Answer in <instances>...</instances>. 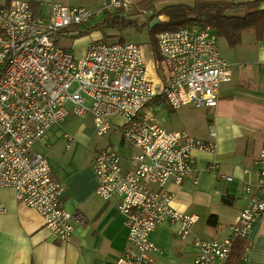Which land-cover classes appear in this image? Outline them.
Here are the masks:
<instances>
[{"label": "built area", "instance_id": "obj_1", "mask_svg": "<svg viewBox=\"0 0 264 264\" xmlns=\"http://www.w3.org/2000/svg\"><path fill=\"white\" fill-rule=\"evenodd\" d=\"M136 1L99 0L96 9L52 2L47 15L37 13L27 0L0 5V192L11 190L14 199L41 215L55 238L69 240L83 218L63 205L64 187L32 145L51 125L62 123L69 110L81 117L89 113L97 135L118 129L131 149L128 168L122 169V158L112 147L99 149L91 162L95 193L106 201L118 196L117 211L125 217L127 245L114 264H153L158 248L150 234L166 220L179 224L181 238L189 236L199 216L172 207L173 194L165 184L185 179L196 183L194 154H217L212 127L209 140L167 130L152 114V107L160 105L155 99L162 96L173 110L214 107L220 85L232 75L209 24L156 32L157 56L152 61L131 42L90 40L79 57L58 45L63 37L79 36L78 27L93 17L104 11L128 12ZM154 13L152 8L142 10L146 17ZM71 26L77 28L68 29ZM260 67L264 72V64ZM112 115L123 122L117 126ZM67 140L72 141L69 136ZM253 168L254 179L243 186L246 204L228 234L222 239L197 238L191 264H233L236 240L246 238L264 214V143ZM207 169L232 179L219 172L215 159ZM6 211L7 202L0 198V214ZM235 264H245L244 258Z\"/></svg>", "mask_w": 264, "mask_h": 264}, {"label": "crops", "instance_id": "obj_2", "mask_svg": "<svg viewBox=\"0 0 264 264\" xmlns=\"http://www.w3.org/2000/svg\"><path fill=\"white\" fill-rule=\"evenodd\" d=\"M8 1L0 0V5ZM27 1L36 5L34 10L41 15H47L52 2L93 9L100 4L99 0ZM259 8L264 9V0H260ZM244 12L242 7H237L229 9L227 14L241 16ZM167 13L157 16L160 22L170 20V17L160 18ZM80 36L74 42H80L75 51L69 49L76 57L84 53V46L91 39L88 37L93 40L100 37V33L92 31L79 39ZM223 57L230 64L232 75L220 85L217 105L183 106L173 111L179 119V128L173 130H185L199 139L209 140L212 127L218 148L215 158L201 152L194 154L199 173L196 183L185 179L180 184L171 181L165 184L173 194L172 207L184 213H195L199 219L186 238L178 235L177 222L166 220L157 227L150 234L158 248L153 264H191L198 252L195 240L224 238L229 225L246 204L243 186L247 180L254 179V160L264 143V72L260 67L264 64V33L258 40L253 30L244 31L240 44L229 48ZM73 115L69 110L62 123L47 128L43 137L33 143L32 151L47 158L52 177L64 187L63 205L79 213L84 223L75 225L69 240L61 241L48 231L36 210L14 199L11 190H4L0 198L7 202V211L0 214V264H114L127 245L125 217L117 211L119 198L113 196L106 201L95 193L91 162L99 149L112 147L122 158V169H127L131 149L121 137L118 150L114 148L111 137L119 133L118 129L108 133L105 146L97 143L91 146L92 134L88 130L91 115L87 113L78 118ZM110 120L117 126L123 122L119 115H112ZM71 124L75 127L68 130ZM67 143H70L68 148ZM214 159L219 172L232 177L230 181L207 169ZM245 169L248 172H244ZM245 239L248 241L243 257L245 264H264V214Z\"/></svg>", "mask_w": 264, "mask_h": 264}, {"label": "trees", "instance_id": "obj_3", "mask_svg": "<svg viewBox=\"0 0 264 264\" xmlns=\"http://www.w3.org/2000/svg\"><path fill=\"white\" fill-rule=\"evenodd\" d=\"M158 1L160 0H137L131 10L142 13L143 9L151 8ZM259 2L260 0H249L240 3H236L234 0H194L192 4L165 5L164 10L171 15L169 21H162L150 27L149 23L162 13V11H158L148 17L145 22L149 26L154 58L157 56L154 37L156 32L174 30L192 23L209 24L216 32L217 37L223 38L230 48H235L240 44L242 34L246 30H253L256 39L259 40L264 33V9L259 8ZM32 7L36 8V5H32ZM237 7L244 9L243 15L227 14L229 9ZM128 13L129 11L123 12L121 10L104 11L92 25L87 26L85 30H80L79 35L97 31L100 33L97 40H103L106 36L105 28L115 27L118 31H121L127 25H135L138 29L139 26H137L136 20L130 18ZM72 28H77V26H71L68 29ZM118 42H124V40L121 38ZM155 103L162 105L169 112L174 111L165 104L162 96H158ZM247 246V239L236 240L231 254L233 264L243 259Z\"/></svg>", "mask_w": 264, "mask_h": 264}, {"label": "rangeland", "instance_id": "obj_4", "mask_svg": "<svg viewBox=\"0 0 264 264\" xmlns=\"http://www.w3.org/2000/svg\"><path fill=\"white\" fill-rule=\"evenodd\" d=\"M193 2L194 0H160L156 2L151 8L155 12L162 11L163 13L166 11L164 10L165 5L178 4V3L192 4ZM96 3L97 2L95 1V3L93 4L95 5ZM128 16L136 20V24L137 26H139L138 29H136L135 25H127L121 31H118L115 27L105 28L104 30H105L106 36L103 38V40L108 43H113V42H118L122 38L124 42H131V43L139 44L142 48L145 59L147 61H152L154 59V56L152 52V43H151V37H150V32H149V26L148 24L145 23L148 17L144 16L139 11H133V10H129ZM96 18L97 17H93L90 20L91 22L90 21L85 22L82 25H80L78 28L80 30H85V28L90 23H92V21L94 22ZM82 37H83V34L78 38L80 39ZM88 38L92 39L93 37H88ZM91 39H89V41ZM97 39H99V36L97 38H94L93 40H97ZM75 40H76L75 36H66V37H63L58 42V45L66 49L75 51V47L78 46L80 43V42L78 43V41L77 43H74ZM218 45H219V49H220L222 56L225 55L228 49L230 48L228 47L227 43L225 42L223 38H218ZM158 72L160 74V70H158ZM73 87L74 85L70 89H73ZM67 108L71 109L70 103L67 104ZM151 110H152V114L155 116L158 123L161 124L165 129L173 130V129L179 128L177 127L179 119L175 118V113L169 112L168 109L163 108V107H161L160 109V108H154L153 106ZM73 116L75 118L79 117L77 115H73ZM78 122L79 121H77V123ZM74 127L75 125L71 124V126H68L67 129L72 130L74 129ZM88 130L90 131L89 134H92L91 141H90L91 146L94 145L95 143H97L98 146H105L104 144L106 143L108 134L97 135L94 132L92 124L88 127ZM111 138H112L111 142L114 144V148L118 150L119 138H120L119 133L116 132L114 135H112Z\"/></svg>", "mask_w": 264, "mask_h": 264}, {"label": "water", "instance_id": "obj_5", "mask_svg": "<svg viewBox=\"0 0 264 264\" xmlns=\"http://www.w3.org/2000/svg\"><path fill=\"white\" fill-rule=\"evenodd\" d=\"M159 22H160V20L158 19V17H156L149 23V26L152 27L153 25H155Z\"/></svg>", "mask_w": 264, "mask_h": 264}, {"label": "bare ground", "instance_id": "obj_6", "mask_svg": "<svg viewBox=\"0 0 264 264\" xmlns=\"http://www.w3.org/2000/svg\"><path fill=\"white\" fill-rule=\"evenodd\" d=\"M170 14L169 13H167V14H163V15H161V19H167V18H169L170 16H169ZM149 65H150V63H149Z\"/></svg>", "mask_w": 264, "mask_h": 264}]
</instances>
